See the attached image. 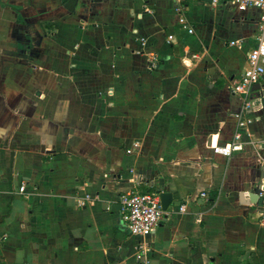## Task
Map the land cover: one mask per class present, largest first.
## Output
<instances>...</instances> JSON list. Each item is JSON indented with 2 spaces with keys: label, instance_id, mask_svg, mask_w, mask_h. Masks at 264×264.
Returning a JSON list of instances; mask_svg holds the SVG:
<instances>
[{
  "label": "crops",
  "instance_id": "crops-1",
  "mask_svg": "<svg viewBox=\"0 0 264 264\" xmlns=\"http://www.w3.org/2000/svg\"><path fill=\"white\" fill-rule=\"evenodd\" d=\"M258 21L225 1L0 0V264H264V81L252 144L212 150ZM128 192L172 195L148 238Z\"/></svg>",
  "mask_w": 264,
  "mask_h": 264
},
{
  "label": "built area",
  "instance_id": "built-area-1",
  "mask_svg": "<svg viewBox=\"0 0 264 264\" xmlns=\"http://www.w3.org/2000/svg\"><path fill=\"white\" fill-rule=\"evenodd\" d=\"M225 1L236 7L239 11L245 12L249 9L259 11L257 24V43L248 55V66L243 74L235 82L232 93L241 99V107L235 114L237 131L233 139L224 146L214 145V154L231 158L237 153L244 151L245 147L252 144L248 127L257 119L255 114V98L253 97L256 85L264 81V0H212L213 4ZM263 176L258 184V196L264 199V166ZM25 191V186L20 189ZM202 197L206 193L201 194ZM120 213L126 221L129 233L133 237L145 239L153 235L161 221L166 215L162 206V194L128 192L119 197ZM185 206L180 207L184 212Z\"/></svg>",
  "mask_w": 264,
  "mask_h": 264
},
{
  "label": "water",
  "instance_id": "water-1",
  "mask_svg": "<svg viewBox=\"0 0 264 264\" xmlns=\"http://www.w3.org/2000/svg\"><path fill=\"white\" fill-rule=\"evenodd\" d=\"M96 1L99 2L101 0H96ZM205 1L212 2V0H205ZM171 201H172V195L170 193L162 194V206L165 211L168 209L169 205L171 204Z\"/></svg>",
  "mask_w": 264,
  "mask_h": 264
}]
</instances>
